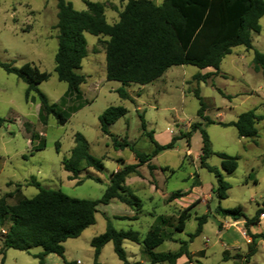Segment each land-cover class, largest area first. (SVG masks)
Segmentation results:
<instances>
[{
	"label": "rangeland",
	"instance_id": "obj_1",
	"mask_svg": "<svg viewBox=\"0 0 264 264\" xmlns=\"http://www.w3.org/2000/svg\"><path fill=\"white\" fill-rule=\"evenodd\" d=\"M66 1L71 2L77 11L87 10L84 0ZM87 1L106 4L107 21L110 24L118 22L119 16L113 6L120 9L123 6L121 0ZM152 1L161 4L164 0ZM57 13L56 0H0V61L17 68L29 63L48 72L51 77L41 83L39 89L57 111L69 118L65 125L59 124L55 116L45 119L40 115L41 102L37 95L31 93L27 101V85L0 66V117L6 120L0 124V198L13 193L7 200L9 205L17 204L22 198H33L38 190L28 184L35 178L43 187L60 190L73 198L101 199L111 174L122 167L119 161H124L125 165L137 162L129 148L116 149L111 136L102 133L99 121L102 113L109 107H124L125 116L109 127L110 134L149 154L153 145L143 132L140 115H144L146 132L153 131L159 144H168L174 136L188 133L191 124L206 123L198 117L200 103L193 93L196 88H200L207 104L205 116L215 122L204 125L212 149L239 160L232 174L222 170L219 157L212 156L207 161L210 166L218 168L231 185L227 199L219 201L212 193L217 187L215 175L200 164L201 134L196 132L191 138L177 141L173 149L161 152L150 162L156 166L152 172L145 164L138 169L139 175L128 177L126 186L128 184L130 191L142 202L136 220L128 216L135 211L119 201L100 205L96 223L79 238L69 239L64 244L66 262L51 254L47 264H68L71 261L78 264H122L112 243L105 245L95 262L91 241L105 232L107 218L117 230L138 231L143 239L156 217L163 216L167 219L163 230L166 241L155 251L176 252L179 241L189 240V235L196 231L197 219L204 215L209 218L202 234L189 244L191 261L182 257L177 264H264V241L257 240L256 253L246 263L244 257L251 238L246 233L244 221L235 222L216 213L219 206L223 209L241 207L244 214L252 218L258 209L264 208V70L255 72L253 69L254 51L264 53V17L260 20L261 32L252 33L253 50L235 47L232 54L223 59L218 75L199 84L193 80L194 75L214 70L175 66L161 79L145 86L130 84L124 87L119 82L107 81L103 42L108 38L100 41L98 37L86 34L88 55L80 70L86 83L77 94L68 92L67 84L60 82L55 73ZM122 87L130 100L119 96L117 90ZM218 89L232 98L222 96ZM250 110L263 117L256 122L258 136L255 140L240 138L235 127L222 125L235 122L242 113ZM77 133L86 138L90 153L102 159L105 168L100 172L86 168L76 180H71L72 174L63 168L62 161L70 157ZM87 173L99 177L102 182L84 180ZM79 180L84 182L78 185ZM196 182L199 185L193 187ZM17 186L18 191H15ZM175 191L188 192V195L169 201ZM194 203L185 231L175 232L179 214ZM10 224L7 221L0 229V253L6 255L5 264H39L33 255L40 253L42 248H33L29 252L4 248L2 236ZM250 231L264 234V214ZM123 247L132 263L151 264L140 245L126 240ZM1 258L2 255L0 264Z\"/></svg>",
	"mask_w": 264,
	"mask_h": 264
},
{
	"label": "trees",
	"instance_id": "obj_2",
	"mask_svg": "<svg viewBox=\"0 0 264 264\" xmlns=\"http://www.w3.org/2000/svg\"><path fill=\"white\" fill-rule=\"evenodd\" d=\"M56 1L58 48L55 55V73L60 82L67 84L68 92L77 94L81 93V86L86 83L85 75L80 73L83 60L88 55L86 34L98 37L100 41L102 38H108L103 42L107 81L119 82L124 87L130 84L145 86L162 78L175 66L190 65L201 70L213 69L214 72L193 76V80L199 84L206 83L213 76L218 75L223 59L231 55L235 47L244 46L247 50H253L252 33L261 32L260 20L264 17V0H164L160 5L152 0H121L122 3L126 2V5L118 12V22L110 24L106 18L107 6L104 3L84 0L87 10L77 11L71 2ZM113 9L117 10L115 6ZM0 66L8 74L16 75L27 85L25 92L27 101L31 93L37 95L41 102L40 115L45 119L55 116L61 125L68 122V116L57 111L39 89V85L51 77L48 72H42L29 63L17 68L11 63L0 61ZM253 69L255 72L264 70V53L254 51ZM117 92L122 99L130 100L129 94L123 87ZM218 92L224 97L232 98L219 89ZM193 93L200 103L198 117L206 123L191 124L188 133L174 136L166 145H161L155 140L153 131L146 132L144 115H140L143 132L153 145V150L149 154L135 149L127 140L121 142L110 134L109 127L125 116L126 109L107 108L99 117L102 133L111 136L116 149L129 148L134 153L137 163L125 165V162L120 160L122 167L111 174L108 186L99 200L70 197L60 190L43 187L35 178H32L28 184L38 190L33 198H22L17 204L9 205L7 200L13 196V193L1 197L0 229L5 227L7 221L11 223L2 236L4 248L23 252L42 248L40 253L33 255L39 264H46V258L50 254H55L66 262L64 244L69 239L79 238L87 228L96 223L100 205L107 206L113 201H119L135 211L136 216L130 219L136 220L138 212L142 209V202L126 186V179L132 174L139 175L138 169L145 164L152 172L156 166L151 165L150 162L158 154L173 149L177 141L191 138L196 132L202 137L201 167L214 174L217 180V187L212 193L219 201L227 199L231 185L224 180L222 172L210 166L207 161L212 156L219 157L222 160V170L232 174L238 167L239 158L212 149L204 125L215 122L205 116L207 104L201 96L200 88H196ZM262 118L255 110H250L242 113L235 122L222 125L235 127L240 138L255 140L258 136L255 125L257 120ZM5 121L0 117V124ZM74 143L70 157L62 161L63 168L72 174L71 180H76L86 168L98 172L104 170L103 160L90 153L89 143L81 133L75 135ZM88 179L102 182L92 173L86 174L84 180ZM84 180H79L77 184H82ZM198 185L199 183L196 182L193 187ZM18 187L15 191H18ZM187 195L188 192L175 191L170 195L169 201ZM193 207L195 203L179 214L177 224L174 226L175 232L185 231ZM216 213L222 218L235 222L244 221L246 233L251 238L248 253L244 257V261L248 263L256 253L257 240L264 241V234H253L250 231L251 226L259 224L264 208L258 209L252 218L247 217L241 207L223 209L219 206ZM208 218V215H204L197 219L196 231L189 235V240L179 241L180 246L176 252L155 251L166 241L163 230L167 225V219L163 216L156 217L143 239L138 231L117 230L107 218L105 232L91 241L95 262L105 245L112 243L114 253L122 264H136L127 257L123 247L126 240L140 245L151 264H177L182 257L191 261L189 244L202 234ZM0 255H2L1 264H5L6 255L3 253ZM68 264H76V262ZM235 264L239 263L235 262Z\"/></svg>",
	"mask_w": 264,
	"mask_h": 264
},
{
	"label": "crops",
	"instance_id": "obj_3",
	"mask_svg": "<svg viewBox=\"0 0 264 264\" xmlns=\"http://www.w3.org/2000/svg\"><path fill=\"white\" fill-rule=\"evenodd\" d=\"M153 2H155V1H153ZM155 3H156V2H155ZM156 4H157V3H156ZM161 4H162V3H161ZM125 5H126V2L123 3V6L120 7V9H119V7L117 6V7H118L117 10H113V11H115L116 13H118V12H120V11L123 10V8H124ZM157 5H160V4H157ZM106 10H107V9H106ZM208 69H211V68H208ZM205 70H206V69H205ZM165 74H166V73H165ZM165 74H164V75H165ZM160 79H161V78H160ZM164 145H166V144H164ZM136 161H137V160H136ZM136 163H137V162H136ZM136 163H135V164H136ZM120 168H121V167H120ZM120 168H118V170H119ZM126 181H128V178L126 179ZM127 187H128V184H127ZM136 196H137V195H136ZM177 200H178V199H177ZM112 203H113V202H112ZM138 215H139V214H138ZM138 215H137V216H138ZM128 216H129V217H134V216H136V213L133 214V213L130 212V214H129ZM124 242H125V241H124ZM50 255H51V254H50ZM50 255H48L47 258H46V264H47V259L49 258ZM54 255H55V254H54ZM185 258H186V257H185ZM71 262H76V261H71ZM76 264H78V262H76Z\"/></svg>",
	"mask_w": 264,
	"mask_h": 264
}]
</instances>
